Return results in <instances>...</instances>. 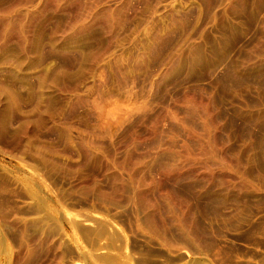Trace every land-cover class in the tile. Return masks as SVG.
Wrapping results in <instances>:
<instances>
[{"label":"rangeland","instance_id":"1","mask_svg":"<svg viewBox=\"0 0 264 264\" xmlns=\"http://www.w3.org/2000/svg\"><path fill=\"white\" fill-rule=\"evenodd\" d=\"M0 264H264V0H0Z\"/></svg>","mask_w":264,"mask_h":264}]
</instances>
